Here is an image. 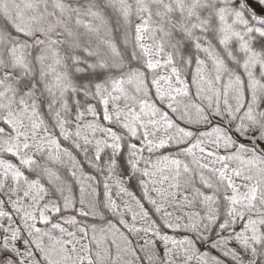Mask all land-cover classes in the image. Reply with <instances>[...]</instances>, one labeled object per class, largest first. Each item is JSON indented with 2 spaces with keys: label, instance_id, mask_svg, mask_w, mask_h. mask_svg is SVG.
Returning a JSON list of instances; mask_svg holds the SVG:
<instances>
[{
  "label": "snow or ice",
  "instance_id": "1",
  "mask_svg": "<svg viewBox=\"0 0 264 264\" xmlns=\"http://www.w3.org/2000/svg\"><path fill=\"white\" fill-rule=\"evenodd\" d=\"M0 264H264V0H0Z\"/></svg>",
  "mask_w": 264,
  "mask_h": 264
}]
</instances>
